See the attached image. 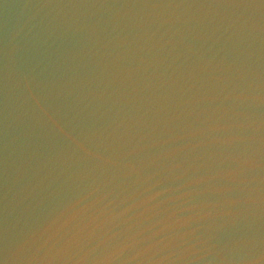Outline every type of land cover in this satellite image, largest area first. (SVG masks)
I'll use <instances>...</instances> for the list:
<instances>
[{
	"label": "water",
	"instance_id": "1",
	"mask_svg": "<svg viewBox=\"0 0 264 264\" xmlns=\"http://www.w3.org/2000/svg\"><path fill=\"white\" fill-rule=\"evenodd\" d=\"M0 264H264V0H0Z\"/></svg>",
	"mask_w": 264,
	"mask_h": 264
}]
</instances>
